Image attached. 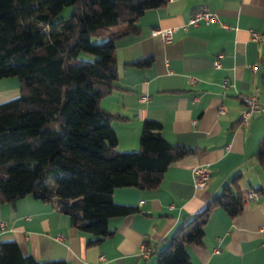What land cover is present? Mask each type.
<instances>
[{"label":"crops","instance_id":"0c3cea01","mask_svg":"<svg viewBox=\"0 0 264 264\" xmlns=\"http://www.w3.org/2000/svg\"><path fill=\"white\" fill-rule=\"evenodd\" d=\"M198 8H207L215 21L184 26ZM137 23V35L114 44L118 89L100 100L103 110L122 117L111 122L116 149L137 151L140 124L148 119L161 124L169 143L197 151L167 167L155 190L114 189L112 202L137 211L109 219L111 233L101 242L89 244L90 235L70 228L68 218L32 196L0 204V242L14 241L24 256L40 261L152 264L180 219L203 209L239 175L240 194L253 192L255 198L233 217L214 209L202 243L185 249L191 264H264V234L258 232L264 226V171L253 155L264 135V113H251L246 126L239 121L243 96L255 95L264 107V44L250 39L251 31H263L264 0H168ZM154 28H174L173 38L161 42L149 35ZM146 58L152 60L147 67L129 65ZM215 59L218 68L211 65ZM187 77L194 78L192 85ZM17 88L13 78L0 80V102L16 96ZM201 165L209 179L196 189L192 169ZM141 244L152 250L148 258L137 255Z\"/></svg>","mask_w":264,"mask_h":264},{"label":"trees","instance_id":"16d2710c","mask_svg":"<svg viewBox=\"0 0 264 264\" xmlns=\"http://www.w3.org/2000/svg\"><path fill=\"white\" fill-rule=\"evenodd\" d=\"M166 1L0 0V80L18 81L17 95L0 102V204L32 196L98 243L111 233L109 219L137 211L112 202L114 189L155 190L167 167L197 151L169 143L161 124L144 119L137 151L120 152L111 122L122 117L100 107L118 89L115 42L137 35L139 17ZM66 7L70 15L55 19ZM258 146L253 155L264 171V135ZM238 178L181 218L152 264H191L185 248L202 243L212 211L242 212ZM0 264L65 263L24 256L4 241Z\"/></svg>","mask_w":264,"mask_h":264},{"label":"built area","instance_id":"2783aa9c","mask_svg":"<svg viewBox=\"0 0 264 264\" xmlns=\"http://www.w3.org/2000/svg\"><path fill=\"white\" fill-rule=\"evenodd\" d=\"M215 21V18L212 14L209 13V10L207 8H198L195 9L187 19V24L184 26L192 25L196 26L200 22H204L206 24ZM184 26L182 28H184ZM175 29L174 28H154L149 31V35L152 37H158L160 38L161 42L167 43L170 42L171 38H173V33ZM250 39L254 42L264 44V28L263 31L261 32H256V31H251L250 32ZM212 67L218 68L219 67V60L215 59L211 63ZM186 82L189 85H192L194 83V78L192 77H187ZM222 85L223 87L227 86V81L224 79L222 80ZM256 97L255 95H248V96H243L241 103H242V108L243 110L241 111L239 115V121L241 126H246L247 124V118L251 113L254 112H262L264 113V107H259L256 104ZM219 113L223 114L225 110L222 107H219ZM192 174H194V178L192 179V185L196 189H204L207 181L209 179V174L208 170L205 166H196L192 169ZM240 197L242 198V202L249 201L255 198V194L253 192H246L240 194ZM2 227V225H0ZM259 234H264V226L261 228H258ZM262 250H263V258H264V241L261 242L260 244ZM152 250L146 245V244H141L137 248V255L141 258H148L152 253Z\"/></svg>","mask_w":264,"mask_h":264},{"label":"rangeland","instance_id":"374dc122","mask_svg":"<svg viewBox=\"0 0 264 264\" xmlns=\"http://www.w3.org/2000/svg\"><path fill=\"white\" fill-rule=\"evenodd\" d=\"M70 15V12H69V8H63L60 12H59V14L55 17V19H62V18H66L67 16H69ZM13 79H15V78H13ZM15 80H17V79H15Z\"/></svg>","mask_w":264,"mask_h":264}]
</instances>
